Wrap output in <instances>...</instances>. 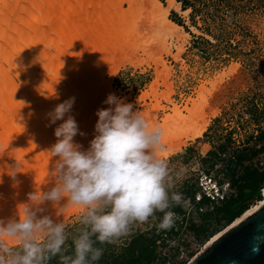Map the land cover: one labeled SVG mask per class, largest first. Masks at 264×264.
<instances>
[{"label": "rangeland", "instance_id": "rangeland-1", "mask_svg": "<svg viewBox=\"0 0 264 264\" xmlns=\"http://www.w3.org/2000/svg\"><path fill=\"white\" fill-rule=\"evenodd\" d=\"M159 1L164 10L168 8L167 0ZM177 3L181 5L180 10H171L168 18L184 25L176 23L183 28L184 35H188L182 40L169 36L152 20L155 13L151 12L149 2L130 9L125 0H113L112 10L122 13L123 17H119L126 24L125 30L119 39L111 38L106 46L85 42L90 57L97 53L102 58L101 64L98 62V89L93 91L97 104L88 111L87 124L80 129L84 135H77L75 139L87 148L94 134L95 113L99 108L108 107L102 102L109 93L136 105L152 123L155 120L162 122L165 116L174 114L175 105L184 107L186 102L190 101V105L196 102L201 115L210 121L208 129L196 140L194 148L183 151L192 142L188 141L181 151L166 158L173 166H187L183 182L177 186L183 194L186 186L201 187V181L207 175L205 170L212 164H215V171L209 176L220 180L222 160L234 150L254 146L255 138L264 131V0H177ZM184 4H188V9ZM152 84H155L154 88H151ZM146 93L149 98L145 99ZM192 129H182L177 134L185 139ZM220 146H225L226 151L222 152ZM23 163L31 168L37 162ZM15 165L9 166L10 174V170L18 171L21 166ZM50 167L46 168V174L51 184ZM1 199L0 212H7L8 207L3 206ZM187 201L183 208L191 215L195 207ZM161 214L156 212L147 222L133 225L129 233L115 243L103 245V255L96 264H110L121 257L137 234L151 236L153 229L162 234L158 228ZM76 216L61 218L68 225L70 234L67 251L71 236L79 227ZM180 220L181 217L176 215L174 224ZM229 225L225 221L210 220L208 234L200 240L201 250L189 263L202 252L213 235ZM155 264H163V259H157Z\"/></svg>", "mask_w": 264, "mask_h": 264}, {"label": "bare ground", "instance_id": "bare-ground-1", "mask_svg": "<svg viewBox=\"0 0 264 264\" xmlns=\"http://www.w3.org/2000/svg\"><path fill=\"white\" fill-rule=\"evenodd\" d=\"M146 1L155 13L152 20L161 25L163 32L179 40L188 36L168 18L171 10H180L177 0H167L165 10L159 0L125 3L134 9ZM112 3L113 0H3L0 4V198L8 207L0 217L22 214L23 205H17L26 201L27 194L51 185L46 174V168L51 166L47 150L57 139L54 128L62 122L49 123V113L55 106L74 97L69 114L79 129L87 124V113L97 104L93 91L98 89V62L102 57L97 53L90 57L85 42L106 46L111 38H120L126 24L119 17L122 13L112 10ZM147 93L145 99L149 98ZM186 103L184 107L175 105L174 114L165 116L162 122L155 120L157 117L153 121L163 130V143L168 146L164 158L177 154L188 141L202 137L210 125L196 102ZM191 128L185 139L177 134ZM24 161L37 163L28 168ZM14 164L21 166L10 175L8 168ZM262 194L261 201L212 237L202 252L264 206V189ZM47 212L57 219L78 214L74 207L65 209L62 215H57L51 206Z\"/></svg>", "mask_w": 264, "mask_h": 264}, {"label": "clouds", "instance_id": "clouds-1", "mask_svg": "<svg viewBox=\"0 0 264 264\" xmlns=\"http://www.w3.org/2000/svg\"><path fill=\"white\" fill-rule=\"evenodd\" d=\"M74 101L71 97L49 113L50 124L62 121L47 150L51 185L29 192L17 205H23L22 214L0 217V264H49L54 257L59 264H96L103 255L96 243H115L156 212L163 213L158 228H171L176 214L170 209L188 204L177 190L187 166L164 158L163 130L136 105L109 93L85 148L75 139L84 133L69 114ZM49 206L57 215L69 207L78 210L71 254L68 225L49 214Z\"/></svg>", "mask_w": 264, "mask_h": 264}, {"label": "trees", "instance_id": "trees-1", "mask_svg": "<svg viewBox=\"0 0 264 264\" xmlns=\"http://www.w3.org/2000/svg\"><path fill=\"white\" fill-rule=\"evenodd\" d=\"M187 6L188 4H184L185 9H188ZM173 21L184 26L176 20ZM221 150L225 152V146H222ZM263 154L264 131L255 138L254 146L234 150L222 160V168L219 170L222 178L218 180V183L219 185L229 184L223 202L216 205L203 194L202 187L186 186L182 195L195 207L191 215H188L182 206H173L170 210L181 217L177 225L173 224L171 228L161 229L162 234H157L156 229L152 230L151 236L144 233L137 234L129 242L125 254L117 257L110 264H155L157 259H163V264H188L200 252L202 247L200 240L208 234L210 220L225 221L226 225H231L252 205L263 199ZM213 171H215V164L205 170L207 175H211ZM200 208L206 210L207 213L201 216ZM162 217L163 213L159 216V221ZM103 245L106 247L109 244ZM103 245L96 243L95 246L102 247ZM182 252L183 255L180 254ZM71 253L70 245L67 254ZM49 264H59V258L54 257Z\"/></svg>", "mask_w": 264, "mask_h": 264}, {"label": "water", "instance_id": "water-1", "mask_svg": "<svg viewBox=\"0 0 264 264\" xmlns=\"http://www.w3.org/2000/svg\"><path fill=\"white\" fill-rule=\"evenodd\" d=\"M189 264H264V206Z\"/></svg>", "mask_w": 264, "mask_h": 264}, {"label": "built area", "instance_id": "built-area-1", "mask_svg": "<svg viewBox=\"0 0 264 264\" xmlns=\"http://www.w3.org/2000/svg\"><path fill=\"white\" fill-rule=\"evenodd\" d=\"M228 186H229L228 183L219 185L218 180L209 175H205L201 181L203 194L209 197L216 205L224 201L225 193L227 191ZM199 212L201 216L207 213V211L204 210L203 208H200Z\"/></svg>", "mask_w": 264, "mask_h": 264}, {"label": "crops", "instance_id": "crops-1", "mask_svg": "<svg viewBox=\"0 0 264 264\" xmlns=\"http://www.w3.org/2000/svg\"><path fill=\"white\" fill-rule=\"evenodd\" d=\"M197 143V141H195V142H190L189 144H188V146H186L184 149H183V151H186V150H190V149H192V147L194 148L195 146V144ZM70 217V216H69ZM64 221V220H63ZM67 221V220H66Z\"/></svg>", "mask_w": 264, "mask_h": 264}]
</instances>
